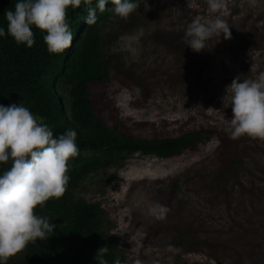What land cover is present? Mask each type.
<instances>
[{
  "label": "rangeland",
  "instance_id": "obj_1",
  "mask_svg": "<svg viewBox=\"0 0 264 264\" xmlns=\"http://www.w3.org/2000/svg\"><path fill=\"white\" fill-rule=\"evenodd\" d=\"M103 27L107 82L91 87L111 130L140 139L205 130L211 138L174 158L135 154L80 188L99 203L106 233L125 264H264V140L229 138L226 87L264 72V0H225L231 39L213 37L195 53L183 41L205 0H147ZM150 202L170 209L157 221Z\"/></svg>",
  "mask_w": 264,
  "mask_h": 264
},
{
  "label": "trees",
  "instance_id": "obj_2",
  "mask_svg": "<svg viewBox=\"0 0 264 264\" xmlns=\"http://www.w3.org/2000/svg\"><path fill=\"white\" fill-rule=\"evenodd\" d=\"M18 0H0V104H23L53 130L54 138L66 130L77 132L78 156L68 163L70 177L60 198L37 208L36 214L56 225L48 239L29 243L8 260V264H95L101 247H108L109 264L119 258L117 243L106 233L104 212L99 203L86 201L80 192L84 181L100 171L121 168L135 154L174 158L207 142L210 133L201 129L174 138L140 139L111 130L96 113L91 87L107 82L110 62L104 55L103 27L112 20L109 2L105 11L96 9L97 23L87 25L88 11L82 3L69 8L66 20L73 35L70 48L50 55L43 41L44 33L34 31L31 48L17 45L7 36L5 11L14 10ZM95 7V0H93ZM10 167L0 165V172Z\"/></svg>",
  "mask_w": 264,
  "mask_h": 264
},
{
  "label": "clouds",
  "instance_id": "obj_3",
  "mask_svg": "<svg viewBox=\"0 0 264 264\" xmlns=\"http://www.w3.org/2000/svg\"><path fill=\"white\" fill-rule=\"evenodd\" d=\"M110 10L114 18L127 19L141 7L150 11L147 0H18L14 10L5 11L7 36L17 45L31 48L34 29L43 35L50 55L62 54L71 47L73 35L66 20L69 8H87V25L97 23L96 9ZM207 17L196 16L187 24L183 41L195 53L205 50L213 37L231 39L227 22L223 19L225 0H205ZM0 27V38H5ZM230 95L232 118L225 119L229 138L242 136L264 140V72L249 76H236L226 87ZM77 132L66 130L54 138L50 126L36 117L23 104H0V165L10 167L0 172V264L25 249L29 243L45 240L56 225L47 217L36 214L47 201L60 198L66 191L70 177L68 163L79 154ZM170 209L158 202L147 204V215L157 221L166 218ZM108 247H101L94 256L95 264H109ZM114 264H122L119 258ZM134 264H143L139 258Z\"/></svg>",
  "mask_w": 264,
  "mask_h": 264
}]
</instances>
